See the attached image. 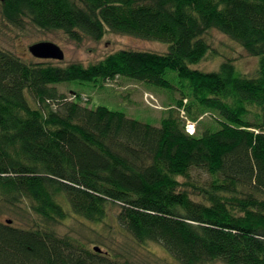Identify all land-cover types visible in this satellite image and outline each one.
<instances>
[{"label":"trees","instance_id":"16d2710c","mask_svg":"<svg viewBox=\"0 0 264 264\" xmlns=\"http://www.w3.org/2000/svg\"><path fill=\"white\" fill-rule=\"evenodd\" d=\"M0 6L14 26L28 18L79 42L110 32L169 45L165 53L122 49L66 67L0 48V205L38 218L31 228L0 221V264H130L54 230L71 213L103 222L109 205L141 247L163 245L180 264H264V0ZM212 29L259 58L254 75L231 60L216 71L193 67L209 54ZM169 71L182 98L159 126L89 108L56 88L124 77L170 89ZM182 110L193 122L210 114L217 126L190 134Z\"/></svg>","mask_w":264,"mask_h":264},{"label":"rangeland","instance_id":"374dc122","mask_svg":"<svg viewBox=\"0 0 264 264\" xmlns=\"http://www.w3.org/2000/svg\"><path fill=\"white\" fill-rule=\"evenodd\" d=\"M1 12L0 6V48L28 63L40 60L35 58L29 50L30 46L39 42L55 43L64 51V60H48L61 67L71 63L88 66L122 49L165 53L169 47L167 43L160 41L110 32L100 40L84 37L79 42L61 30L40 29L28 18L24 19L22 27L14 26L4 19ZM205 39L211 50L200 63L193 66L194 68L202 71H216L224 61L231 60L240 73L254 75L259 58L249 55L240 44L215 29L208 31ZM166 77L173 83V88H158L124 77L88 85L65 83L56 85V88L69 100L77 97L78 102L89 108L106 106L111 110L125 113L129 118L159 126L162 119L168 116V110L174 108L177 101L182 98L180 91L176 89L180 86L177 73L169 71ZM182 114L187 120L186 123L192 122L195 125L196 134L203 133L207 127L217 126L210 114L199 118L198 122L191 121L186 111H182ZM108 209V217L103 222L94 223L71 213L66 219L60 220L54 226V230L59 237L70 238L88 249L94 250L98 247L111 253L119 262L180 264L163 245L149 243L145 248L141 247L117 220L119 208L109 205ZM7 220H11L10 225L15 227L31 228L38 218L33 213L21 210L17 213L0 205V221L7 223ZM210 264L224 263L216 261Z\"/></svg>","mask_w":264,"mask_h":264},{"label":"water","instance_id":"95a60500","mask_svg":"<svg viewBox=\"0 0 264 264\" xmlns=\"http://www.w3.org/2000/svg\"><path fill=\"white\" fill-rule=\"evenodd\" d=\"M31 54L40 60L55 59L62 61L64 60V51L55 43L52 42H39L29 48ZM11 220H7V224H11ZM95 251H102L100 248L95 247Z\"/></svg>","mask_w":264,"mask_h":264},{"label":"built area","instance_id":"2783aa9c","mask_svg":"<svg viewBox=\"0 0 264 264\" xmlns=\"http://www.w3.org/2000/svg\"><path fill=\"white\" fill-rule=\"evenodd\" d=\"M182 111H184V110H182ZM182 115H184V114H182ZM186 130H187L188 133H190V134L195 133V132H194V131H195V125H194L192 122L186 123Z\"/></svg>","mask_w":264,"mask_h":264}]
</instances>
